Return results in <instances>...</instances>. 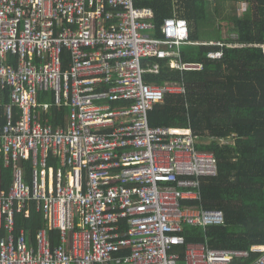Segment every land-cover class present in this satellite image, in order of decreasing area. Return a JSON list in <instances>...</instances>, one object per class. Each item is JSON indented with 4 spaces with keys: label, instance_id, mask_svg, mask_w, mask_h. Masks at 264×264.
<instances>
[{
    "label": "built area",
    "instance_id": "obj_1",
    "mask_svg": "<svg viewBox=\"0 0 264 264\" xmlns=\"http://www.w3.org/2000/svg\"><path fill=\"white\" fill-rule=\"evenodd\" d=\"M135 1L0 0V264H264V244L186 239L187 226L226 222L202 191L218 159L191 127L150 124L158 102L187 89L144 77L159 60L203 64L183 60L181 0L162 36ZM33 210L46 220L35 244L16 219Z\"/></svg>",
    "mask_w": 264,
    "mask_h": 264
},
{
    "label": "trees",
    "instance_id": "obj_2",
    "mask_svg": "<svg viewBox=\"0 0 264 264\" xmlns=\"http://www.w3.org/2000/svg\"><path fill=\"white\" fill-rule=\"evenodd\" d=\"M239 2L247 3L242 14L237 11ZM135 4L152 8L155 34L162 36L164 20L175 14L174 0ZM179 5L178 14L187 19L190 30V41L181 48L183 60L202 63L203 68L181 71L159 60L160 73H147L145 80L181 81L187 93L167 94L150 112L149 121L152 126H189L202 141L212 140L198 146L214 153L219 163L218 174L203 179L204 205L223 210L226 222L206 230L187 226V241L207 238L212 248L249 249L264 244V0H181ZM224 9L233 24L228 37L222 36L218 23ZM213 50L222 56L210 57ZM57 111L56 119L63 118V109ZM3 176L4 186L9 185L11 169H3ZM16 219L17 231L24 228L35 244L44 215L33 210L30 217L18 214ZM58 236V231L51 232L54 244Z\"/></svg>",
    "mask_w": 264,
    "mask_h": 264
},
{
    "label": "rangeland",
    "instance_id": "obj_3",
    "mask_svg": "<svg viewBox=\"0 0 264 264\" xmlns=\"http://www.w3.org/2000/svg\"><path fill=\"white\" fill-rule=\"evenodd\" d=\"M237 11L239 14H242L244 12V10L247 8V3L246 2H239L237 3ZM224 16L220 17V20H219V25H220V29H221V34L223 37H228L229 36V28L233 25L231 21H229L228 18H225V17H228L226 14L229 15V11L224 9ZM217 25V24H216ZM217 29V28H216ZM233 37H235L236 35L232 34ZM202 38H205L203 35H202Z\"/></svg>",
    "mask_w": 264,
    "mask_h": 264
},
{
    "label": "crops",
    "instance_id": "obj_4",
    "mask_svg": "<svg viewBox=\"0 0 264 264\" xmlns=\"http://www.w3.org/2000/svg\"><path fill=\"white\" fill-rule=\"evenodd\" d=\"M200 242V241H199Z\"/></svg>",
    "mask_w": 264,
    "mask_h": 264
}]
</instances>
